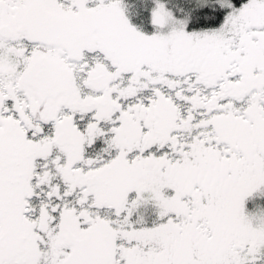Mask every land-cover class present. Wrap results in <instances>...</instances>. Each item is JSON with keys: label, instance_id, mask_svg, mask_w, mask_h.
Here are the masks:
<instances>
[{"label": "snow or ice", "instance_id": "obj_1", "mask_svg": "<svg viewBox=\"0 0 264 264\" xmlns=\"http://www.w3.org/2000/svg\"><path fill=\"white\" fill-rule=\"evenodd\" d=\"M0 264H264V0H0Z\"/></svg>", "mask_w": 264, "mask_h": 264}]
</instances>
